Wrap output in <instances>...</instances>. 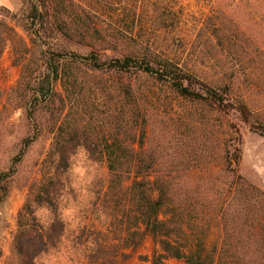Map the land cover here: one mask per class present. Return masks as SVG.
Instances as JSON below:
<instances>
[{
	"label": "trees",
	"instance_id": "1",
	"mask_svg": "<svg viewBox=\"0 0 264 264\" xmlns=\"http://www.w3.org/2000/svg\"><path fill=\"white\" fill-rule=\"evenodd\" d=\"M225 1L217 8L238 3ZM91 2L25 0L18 19L0 12V56L8 44L14 53L54 40L41 51L44 67L30 79L21 68L6 96L26 110L33 126L0 171V201L25 149L41 134L50 140L17 213L8 264H42V257L59 252L68 264H119L147 238L150 256L132 264H264V195L236 173L239 149L218 145L229 179L225 191H201L203 182L192 175L163 174L160 155L145 147L149 109L139 105L130 83L132 77L149 79L183 101L238 119L264 139V124L253 121L240 94L242 80L227 75L232 57L240 62L246 54L235 31L225 28L227 16L218 12L203 37L202 28L185 30L184 6L175 12L170 0H115L107 23L92 14ZM258 23L264 27V17ZM60 41L85 53L67 52ZM199 53L209 54L218 73L207 77ZM104 76L118 80L112 98ZM2 98L0 90V106ZM36 111L44 115V128L37 127ZM79 152L102 165L106 177L91 182L92 197L83 198L86 216L71 225L63 210L68 196L74 200L70 172ZM202 203L206 207L198 208ZM213 227L219 241L210 245Z\"/></svg>",
	"mask_w": 264,
	"mask_h": 264
},
{
	"label": "rangeland",
	"instance_id": "2",
	"mask_svg": "<svg viewBox=\"0 0 264 264\" xmlns=\"http://www.w3.org/2000/svg\"><path fill=\"white\" fill-rule=\"evenodd\" d=\"M91 1V0H90ZM175 12L184 6V28L186 31H198L202 28L201 36L211 29L214 16L222 11L226 29L235 31L236 40L241 44L246 54L242 60H232L227 63V75L231 73L242 80L239 87L244 103L252 115L253 121L264 124V27L258 23V18L264 17L261 4L264 0H236L232 7H222L225 0H170ZM114 3L101 5V0H92L89 5L92 14L100 21L108 22L109 16L115 11ZM25 0H0V12L8 10L20 18L25 9ZM221 13V12H220ZM223 14V15H224ZM17 31L21 34L20 29ZM44 45L26 51L20 47L12 51L8 44L0 56V90L3 98L0 106V171H5L11 160L18 153L21 142L31 135L32 124L26 118V110L16 108L6 100L9 89L15 88L21 68H24L26 79L33 78L44 67L41 51H47L54 40L46 38ZM66 51L84 54L83 48H78L60 41ZM38 44V42H37ZM248 45V47L246 46ZM256 54V56H255ZM259 55V56H257ZM210 56L198 54L199 68L207 77L218 73V68H211ZM16 62V63H15ZM110 88V97L114 94L113 86L118 81L113 76H104ZM236 79V78H235ZM133 88L138 89L139 105L142 103L148 110V124L145 134V147L159 154L160 172L165 175H175L185 178L194 176L201 179L202 190H226L229 179L222 167L220 147L239 149V162L236 173L246 184L254 187L264 195V139L259 134L251 132L246 125L234 117H224L211 111L208 107L192 104L176 97L166 87L149 79H130ZM35 122L38 128H44V115L36 111ZM237 131L234 134L233 129ZM49 136L41 134L23 152L16 173L9 184L8 195L0 201V248L2 256L0 264H8L10 260V244L16 231V216L27 196L29 184L38 178V166L49 144ZM70 179L74 189V200L67 197L63 214L70 220L71 225L80 216H86L83 210V198L92 194L88 189L93 180L106 177L102 165L88 162L83 153L79 152L73 159ZM193 177V178H194ZM189 188V186L187 185ZM206 207V203L197 205ZM210 245L219 241L216 227H213L209 240ZM153 244L149 238L143 245L130 254V258L119 264L137 263V257L150 256ZM55 253L42 257V264H68L65 256Z\"/></svg>",
	"mask_w": 264,
	"mask_h": 264
}]
</instances>
